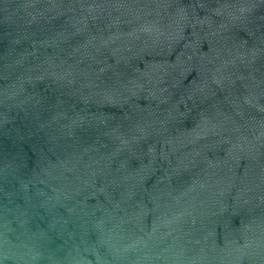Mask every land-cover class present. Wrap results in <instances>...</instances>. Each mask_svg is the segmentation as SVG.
<instances>
[{
    "label": "water",
    "instance_id": "water-1",
    "mask_svg": "<svg viewBox=\"0 0 264 264\" xmlns=\"http://www.w3.org/2000/svg\"><path fill=\"white\" fill-rule=\"evenodd\" d=\"M0 264H264V0H0Z\"/></svg>",
    "mask_w": 264,
    "mask_h": 264
}]
</instances>
